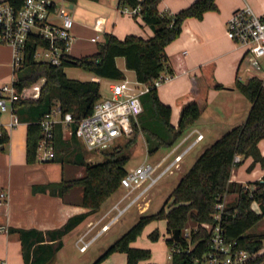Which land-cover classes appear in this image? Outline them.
<instances>
[{
  "label": "trees",
  "instance_id": "1",
  "mask_svg": "<svg viewBox=\"0 0 264 264\" xmlns=\"http://www.w3.org/2000/svg\"><path fill=\"white\" fill-rule=\"evenodd\" d=\"M160 1L118 0L121 5H140L141 12L134 14H141L154 29L150 36L130 32L120 37L112 31H105L103 39L97 40V51L79 56L65 52L60 63L36 58L38 45H48L49 40L37 32L29 34L23 63L16 70L14 84L17 94L12 100L19 120L28 122V161L37 159L38 141L42 136L38 120L45 112L58 104L63 113L71 111L77 119L90 113L102 96L99 79L71 77L65 71L66 65H80L99 76L123 79L126 74L116 57L124 55L126 66L134 69L136 79L148 83L149 88L141 94L143 110L133 120L132 136L124 144L104 149L105 158L102 160H88V149L82 140L74 132L65 135L61 122L55 124L53 159L63 164L83 165L84 171L80 175L64 177L54 183V187L65 195L72 187L81 186L79 203L88 209L70 215L62 225L47 230L11 226L9 229L16 231L21 239L26 264L47 263L62 246L63 235L89 214L101 209L103 202L121 186L130 158L126 148L137 140L140 133L145 135L150 153L161 147L173 146L208 105L210 89L228 86L216 75V59L202 62L199 70L190 75V88L176 96L180 110L177 123L171 121L172 106L160 98L154 80L165 69L175 73L185 69L186 65L183 52H167L166 45L180 35L187 16L203 17L206 10L217 8V4L216 0H192L176 11H162ZM41 77L44 81L39 95H24V88ZM233 86L251 102L245 119L232 124L207 144L183 172L162 206L157 211L142 213L92 264H97L116 250L127 253L124 264H151L141 262L150 256L151 249L134 246L131 242L147 222L160 217L166 218L169 236L165 240L172 247V264H204L206 253L212 248V230L202 224L204 221L219 222L224 240L231 244L232 249L244 248L255 252L264 246V229H253L264 217V174L262 178L246 183L231 179L232 167L242 161L234 160L236 153L253 156L248 169H252L256 162L264 167V154L259 146V140L264 137V81L258 74H253L247 80L236 77ZM9 139V130L2 126L0 149ZM230 192H236L237 198L226 202L225 196ZM254 200L259 203L260 210L252 206ZM217 201H224L219 219L214 216L218 210ZM176 228L180 229L179 239L173 235ZM186 230H189L188 235L184 234ZM150 234L157 238L159 231L154 229ZM241 264H264V250L249 256Z\"/></svg>",
  "mask_w": 264,
  "mask_h": 264
},
{
  "label": "crops",
  "instance_id": "2",
  "mask_svg": "<svg viewBox=\"0 0 264 264\" xmlns=\"http://www.w3.org/2000/svg\"><path fill=\"white\" fill-rule=\"evenodd\" d=\"M191 1L161 0L159 8L162 11H176ZM75 2L77 3V1ZM75 2H71L73 6ZM85 2L89 9H84L85 7L81 5L79 8L80 20L74 16L73 38L69 48V52L74 55L79 56L97 51V44L94 42H97L105 31H112L120 37H124L130 32L148 37L154 32V29L143 20L141 14L123 11L118 0H113L114 3L111 2L110 4H101L100 0H85L83 3L85 4ZM246 2L258 13L264 14V0H216L217 8L206 10L203 17L187 16L183 21L180 35L166 45L167 52L182 51L186 65L185 69L175 73L165 69L163 72L168 76L157 85L160 98L172 106L171 121L174 124L177 123L180 110L176 96L190 88V75L199 70L202 62L211 58L216 59V75L228 85L227 87L210 89L208 105L181 138H184L183 142L192 138L190 141L192 142L198 132H201L203 136L195 142V144L202 142L199 153L207 144L222 134L219 131L221 125H224L225 128L231 126L245 119L248 113L250 101L246 103V107L243 109L244 115L237 119L241 113L239 111L241 98H238V94H236L238 88L233 86L236 77L247 80L244 77L248 78L253 74H258L264 81L262 73L259 72L263 69L264 62L261 61V57L264 56H257L254 60L246 56L245 46L228 36L226 31L227 20L232 10ZM96 34H98V38L92 39V36ZM117 58L118 56L116 60ZM124 63L126 65V60ZM119 67L122 68L120 65ZM243 69L246 70V74L241 72ZM92 77L99 80L101 78L94 73ZM230 114H233L232 119L225 120ZM1 116L5 124L4 127L9 130L10 139L0 149V190L7 192L6 199L0 202V264H26L19 234L9 228L11 226L37 227L47 230L62 225L70 215L87 210L88 207L79 203L82 193L81 186L72 187L65 195H61L59 189L54 187V183L59 182L64 177L82 174L84 166L80 165L83 170L70 166L71 175L66 176V164L60 160L52 158L42 160L48 162H41L40 159L28 161L26 155L28 122L19 120L15 125L9 126L8 121L11 118L9 109L3 111ZM22 121L24 124H21ZM259 146L264 154V137L259 140ZM241 160L240 163L232 167L231 179L246 183L249 180L262 178L264 167L260 162H256L252 169H248L253 160L252 155L244 156L241 154ZM230 195H234V197L230 198ZM236 198L237 193L230 192L226 194L225 201L233 202ZM252 206L256 210H260L257 201L254 200ZM99 210L89 214L74 228L66 232L63 235L62 246L45 264H92L107 248V243L96 247L87 256L78 254L76 249L79 248L81 235L84 234L88 238L92 237L94 235L92 230L105 222L104 217H102L104 212L95 216ZM259 228L264 229V226ZM119 235H115L112 240H115ZM79 250L85 251L80 248ZM164 255L165 252L163 255L155 254L150 260L143 259L141 262L172 264L171 258H166ZM169 256H171L170 253ZM126 261L127 253L116 250L97 264H124Z\"/></svg>",
  "mask_w": 264,
  "mask_h": 264
},
{
  "label": "built area",
  "instance_id": "3",
  "mask_svg": "<svg viewBox=\"0 0 264 264\" xmlns=\"http://www.w3.org/2000/svg\"><path fill=\"white\" fill-rule=\"evenodd\" d=\"M121 9L130 13L141 12L139 4L135 6L122 5ZM74 22V15L69 8L65 5H59L57 0H21V2L0 0V43H8L12 46L14 74L23 63L26 41L31 32H37L49 40L48 45H38V47L43 46L46 49L47 58L44 59L60 63L62 55L69 52ZM226 31L228 36L245 46L246 56L253 60L257 56H264V14L258 13L249 3L246 2L232 10L227 20ZM97 38L98 34L92 36V39ZM38 47L35 50L36 58ZM167 76L162 71L155 78V85L160 84ZM14 79L15 76L11 84L0 83V128L5 125L1 113L8 109L11 111L8 125L13 126L19 122L18 115L12 106V100L17 94ZM43 81L44 77H41L32 85L26 86L24 90L32 86L29 95L38 96ZM136 82L131 84L127 79H116L110 82L111 95L101 96L94 103L90 113L77 119L71 111L63 113L58 104L54 105L38 120L42 136L38 141L37 159L50 160L54 157L55 124L58 122L62 123L65 135L74 132L88 150H104L119 145L124 138L132 134L134 130L133 120L143 110L141 94L149 88V84L146 82L139 80ZM24 90L23 94L27 95ZM202 136L203 134L198 132L196 138L181 151L176 152L170 160L169 158L182 144L184 138L167 148L156 161L141 162L127 168L126 173L121 178V186L126 187V191L111 203L102 217L107 216L112 210L115 212L101 224L92 237L88 238L84 234L81 235L79 248L85 250L91 241L117 220L129 205L142 196L173 165H177L184 153ZM240 159L241 153H236L234 160L239 161ZM135 190L137 192L125 204H121V201ZM6 197L7 192L0 190V202H3ZM216 206L218 210L214 216L219 219L224 201H217ZM202 224L212 230V248L206 253L204 264H241L249 256L264 250V246L255 252H250L244 248L232 249L231 244L224 240L222 226L219 222L204 221ZM188 233L189 230L184 232L185 235Z\"/></svg>",
  "mask_w": 264,
  "mask_h": 264
},
{
  "label": "rangeland",
  "instance_id": "4",
  "mask_svg": "<svg viewBox=\"0 0 264 264\" xmlns=\"http://www.w3.org/2000/svg\"><path fill=\"white\" fill-rule=\"evenodd\" d=\"M75 5L73 7H70L69 4L71 3L70 0H57L59 5H65L69 8L70 12L76 17V19L80 20V14H79V8L84 6V9H89L88 5L83 3L85 0H76ZM113 2V0H100L101 4H110ZM114 3V2H113ZM79 6V7H78ZM129 14V13H128ZM132 15V14H131ZM83 18V17H82ZM104 35L99 38L100 40L103 39ZM89 39V38H88ZM97 44V42H94ZM46 49L43 46L38 47V59H44L47 58V55L45 54ZM12 46L8 43H0V83H12L13 77L16 76L17 72L14 74L12 69ZM261 61L264 62V57H261ZM125 56L124 55H118L117 63L120 65L126 74V77L123 79H127L129 83L135 84L137 83L135 71L132 68H129L125 65ZM262 70L259 72L262 73L264 77V63L262 65ZM66 73L71 77H77L81 79H88V78H94L92 77V74L94 73L91 70H88L80 65H66L65 66ZM242 73H247L246 70H242ZM244 79H247V77H244ZM116 80L115 78L107 77V76H101L100 78V91L102 93V96H110L111 95V89H110V82ZM32 87V86H31ZM31 87L24 90V93L29 95L31 92ZM223 92H229V91H223ZM236 94L238 98H241V106L239 107L241 111L240 116L238 115L237 119L239 117H242L241 115H244V108L246 107V103L249 102V99L246 97L244 93H242L239 89H236ZM238 110V109H237ZM243 110V111H242ZM233 114L226 117L227 119H232ZM237 121V120H236ZM21 124H24L22 121ZM227 127L221 125L220 133H223ZM223 129V130H222ZM133 134V133H132ZM130 134L127 138H124L123 141L120 144H124L129 137L132 136ZM192 138L187 140L186 142H183L178 149L171 155L169 160L173 158L174 154L178 151H181L183 148H185ZM204 142V141H203ZM202 146V142L193 145L188 151H186L183 155V157L179 160L178 164L173 165L170 170L165 172L157 181H155L148 189L147 191L140 196L137 200H135L131 205L127 207V209L119 216L117 220L112 222L110 226L103 230L102 233H99L93 241L89 245V247L85 251H80L79 248L76 249V252L81 255H90L92 251L99 246H102L104 243H107L109 245L115 235L122 234L124 231H126L138 218L142 213H150L157 211L162 204L164 203L165 199L168 197L169 193L173 189V187L178 182L179 178L183 174V172L192 164L194 161L197 153L200 151V147ZM167 150L165 147H161L158 150H156L153 153H150L147 148V140L143 133H140L137 140L128 148H126V152L129 153L130 158L126 163V167L129 168L131 166H135L141 162H147V161H156L158 158L161 157V155ZM87 158L91 161H98L105 158V154L103 152V149L97 150V151H91L88 150L87 152ZM168 160V161H169ZM41 162H48V161H42ZM70 166L75 167L76 169L80 168L83 170V167L80 165H71L70 163H66V170L65 174L66 176L71 175L70 173ZM161 168V167H160ZM126 187L120 186L116 191L113 192L102 204L101 209L99 212L95 215L98 216L105 212V210L110 206V204L118 197H120L125 191ZM137 190L133 191L129 196H126L122 201L121 204H125L135 193ZM230 198H233L234 195H230ZM115 210H112L107 216L104 217L103 220H107L111 214H113ZM263 220V221H262ZM260 222H258L253 229H260L259 227L264 226V217ZM101 224L96 226L92 230V234H95ZM154 229H158L159 236L157 238H154L151 236V231ZM169 236V233L166 228V218L160 217V218H154L147 222L141 233L138 234V236L132 240V245L134 246H142V247H148L151 249V254L149 257L145 258L146 260H150L153 258V256L156 255H163L165 252L166 258H171L169 256V253H172V247L166 242V237ZM71 244V243H69ZM73 245V243H72ZM143 260V259H142ZM206 264V263H205Z\"/></svg>",
  "mask_w": 264,
  "mask_h": 264
},
{
  "label": "water",
  "instance_id": "5",
  "mask_svg": "<svg viewBox=\"0 0 264 264\" xmlns=\"http://www.w3.org/2000/svg\"><path fill=\"white\" fill-rule=\"evenodd\" d=\"M73 6V3L70 4V7ZM173 235L175 236L176 239H179L180 238V229L179 228H176Z\"/></svg>",
  "mask_w": 264,
  "mask_h": 264
}]
</instances>
